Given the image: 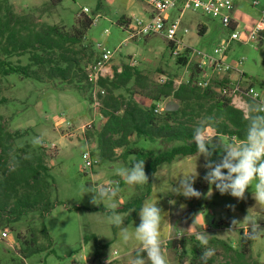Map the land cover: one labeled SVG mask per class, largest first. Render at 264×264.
Wrapping results in <instances>:
<instances>
[{
	"label": "rangeland",
	"instance_id": "1",
	"mask_svg": "<svg viewBox=\"0 0 264 264\" xmlns=\"http://www.w3.org/2000/svg\"><path fill=\"white\" fill-rule=\"evenodd\" d=\"M253 1H258L259 6L253 7ZM9 2L18 14L28 15L37 23L57 25L65 31H70L82 14L93 17L95 24L87 32L82 44L88 55L86 73L89 65L99 57L98 47L105 46L112 53L108 72L113 73L115 68L129 64L149 80L150 89L145 95L138 93L133 96L143 106L145 103H153L151 97L157 96L159 88L168 80H173L176 87L187 82L200 61V58L191 56L186 66L177 64L175 54L161 36L139 41L129 40V33L117 25V22L121 17L131 20L145 17L146 6L142 0H63L61 5L51 10L47 8V0ZM84 9H88V12ZM262 10L264 0L239 1L236 17L240 20V32L243 36L253 29ZM201 26L207 29L203 36L199 34ZM183 27L188 30L186 34L181 33L186 45L243 73L244 90L248 85H253L260 95L259 101H264V44L257 46L233 42L224 53L222 43L229 38L231 32L218 20L198 12L186 13ZM9 61L27 65L29 57H11ZM207 63L208 60L205 59L204 65L207 66ZM241 73L233 70L229 75L236 81L241 78ZM217 76L213 75L214 79L219 80ZM43 81L36 82L13 74L2 78L0 82L1 99L5 100L0 105V117L10 132L22 134L17 148L28 145L31 151L38 152L43 147L42 152L46 155V163L51 169L54 183L53 200L57 201L55 208L46 217L31 213L16 224L13 230L11 227L7 228L10 232L8 240H0V264H107L108 260L109 264H130L140 248V242L133 238L125 243L120 237V228L108 221L110 213L106 210L115 204L116 212L124 220L122 227H127L134 236L135 227L140 223L139 212L136 208L126 213L119 210L141 198L144 199L143 204H157L163 211L160 239L169 264H189L193 250L199 243L196 239L199 232L206 231L211 235L209 240H224L237 250L240 230L252 237V262L264 264V233L254 236L249 222L243 220L248 215L264 229V205L256 203L252 195L255 181L247 190L245 200H237L228 194L221 195L215 185L203 179L207 173L204 167L206 160L198 154L161 166L154 176L153 188L148 195L147 183L129 186L115 174L116 168L130 167L136 162V156L128 155L125 160L121 159L123 150L119 149L116 160L100 162L96 133L106 120L101 117L94 101L99 89L90 90L83 85H70L61 80ZM118 93L129 96L126 90ZM91 97L93 101L90 100ZM247 98L249 97L242 93L240 101L234 105L245 110ZM170 103L178 105V102L166 97H162L159 102L165 107ZM212 134L208 129L207 135ZM34 137H42L43 144L33 146L31 141ZM221 140L227 143L225 139ZM134 141V150H151L155 155L163 151V147L158 144L136 139ZM87 152L98 161L92 170H84L87 164L84 154ZM195 172L198 175L194 188L201 196L186 198L175 194L173 189L179 186L182 176ZM108 186H118V194L111 200L98 199L97 205L93 204L92 194L86 191ZM194 198L202 199V207L195 216L189 206ZM233 219L240 221L234 227ZM43 224L49 233L51 247L48 240L39 235L38 244L33 249L42 251L26 259L23 252L28 248L27 243H30L33 233L39 234ZM180 232L184 233L182 237L178 236ZM184 238L189 240L187 250H171L167 247L169 241ZM223 256V251H215L212 256L214 264H222Z\"/></svg>",
	"mask_w": 264,
	"mask_h": 264
},
{
	"label": "trees",
	"instance_id": "2",
	"mask_svg": "<svg viewBox=\"0 0 264 264\" xmlns=\"http://www.w3.org/2000/svg\"><path fill=\"white\" fill-rule=\"evenodd\" d=\"M48 10L57 8L63 0H47ZM132 20L121 17L117 22L120 27H127ZM94 25L93 17L82 14L70 31L57 25L37 23L28 15H20L9 0H0V82L10 75L30 79L36 82L61 80L68 84H80L92 90L95 88L88 78L85 68L88 61L87 49L82 47L87 32ZM207 29L199 27V34L205 35ZM169 47L171 48V44ZM189 50L184 55L176 56L177 64H188ZM4 58H2V56ZM29 57L27 65L14 64L11 57ZM114 69L112 78H100L96 96L100 104V115L106 120L97 136V152L100 162H113L118 158L117 150H123L121 159L128 155L136 156V160H145V171L149 176L147 194L153 188L154 176L164 164H172L180 158H192L198 155L194 142V130L212 118L211 126L215 137L225 139L227 143L237 142L245 138L247 121L243 118L244 110L237 108L232 99L223 95L220 88L225 82L213 79L210 85L202 88L196 84L199 70L195 68L187 82L175 86L168 80L158 90V95L151 97V106L146 107L134 99L135 94H144L150 89L149 80L135 67L123 64L121 72ZM245 76V75H244ZM131 86V87H130ZM253 85H248V88ZM126 90L129 96L118 93ZM0 105L5 102L1 99ZM162 97L172 98L178 102L177 111L156 112L157 103ZM93 101L92 97L90 99ZM256 102L247 98V103ZM91 136V134H89ZM22 138L20 132H10L0 117V229L13 230L31 213H39L42 217L49 215L57 201L53 200V180L51 169L46 163L43 147L40 151H31L30 146L17 148ZM136 140L158 144L163 151L155 155L151 150H134ZM220 149L214 153L212 160H218ZM227 155V153H225ZM14 169V170H13ZM227 170H225L226 172ZM144 199H137L125 205L121 213L132 208L139 212ZM202 199L189 202L192 215L195 216L202 207ZM104 210V208H101ZM99 210V209H97ZM39 235L51 240L46 226L43 224L39 234L33 233L25 258L41 252L34 250ZM189 240H172L167 243L171 250H187ZM208 247L224 253L222 264H259L252 262V237L240 230L239 248L236 250L226 241L212 238ZM203 248L198 243L193 250L189 264H202ZM207 264H214L213 257Z\"/></svg>",
	"mask_w": 264,
	"mask_h": 264
},
{
	"label": "clouds",
	"instance_id": "3",
	"mask_svg": "<svg viewBox=\"0 0 264 264\" xmlns=\"http://www.w3.org/2000/svg\"><path fill=\"white\" fill-rule=\"evenodd\" d=\"M243 118L247 121L245 138L239 143H224L219 137L206 134L207 127L211 126L212 118L200 124L194 130V142L197 145L199 156L205 157L204 167L207 169L203 179L209 184L215 185L221 195H231L237 200H245L247 190L253 186V198L256 203L264 205V101H257L247 104ZM33 146L42 145V137H34L31 141ZM220 149L217 163L212 160L214 153ZM227 153V155H225ZM14 170V169H13ZM225 170H227L225 172ZM115 174L120 176L129 186L143 185L149 182V176L145 171V160L134 162L130 167H119L115 169ZM198 173L182 176L179 186L174 187L173 192L183 195L186 198H199L201 193L194 188ZM119 192V187L90 188L86 193L92 194L91 202L97 205V200H111ZM211 195V192H209ZM229 207H233L229 205ZM108 221L120 228V237L127 243L131 239L140 242L137 254L130 261V264H169L162 249L160 239V224L163 211L157 204L145 202L140 210L139 226L135 227L134 236L127 227H122L123 217L116 212V205L112 204L106 210ZM243 220H247L251 226V233L254 236L264 233L256 220L246 215ZM240 221L233 219L234 227ZM183 232L178 234L179 237ZM209 235L206 231L196 234V239L203 248L201 254L202 264H207L208 260L215 254L213 248L208 247ZM146 253V256L144 255ZM109 264V260L107 261Z\"/></svg>",
	"mask_w": 264,
	"mask_h": 264
},
{
	"label": "built area",
	"instance_id": "4",
	"mask_svg": "<svg viewBox=\"0 0 264 264\" xmlns=\"http://www.w3.org/2000/svg\"><path fill=\"white\" fill-rule=\"evenodd\" d=\"M146 6V14L143 18L134 19L123 30L129 33L130 41H139L152 36H161L171 46V52L178 55H184L186 50L188 63L189 58H200L196 64V69L199 70L196 84L202 88L210 85L214 79L213 75H218L220 81L225 82L224 86L220 88L223 95L232 99L233 105L239 102V96L245 93L250 99L259 101L260 95L254 87L244 88L243 78L244 74L230 65H225L221 60L211 59L204 56L202 52L195 51L190 46L183 42L181 33H187L188 30L183 27V18L186 13H201L204 16H209L214 20H218L220 24L231 32V35L226 41L222 43V50L224 53L229 50L233 42H243L244 44H264V10L261 11V16L245 36L240 32V20L236 17L237 6L240 0H142ZM259 2L253 1V7H258ZM88 12V9H84ZM95 24V23H94ZM108 32V30L106 31ZM99 57L96 61L89 65L88 78L89 81L98 88V81L100 78H112L113 73L108 72V64L112 59V53L105 46L98 47ZM207 59V66L204 65V60ZM242 62L240 61V64ZM235 70L241 73V78L234 81L229 75ZM225 74V76H222ZM100 90V89H99ZM98 90V91H99ZM96 106L99 108L100 104L97 97L94 99ZM238 108V107H237ZM100 109V108H99ZM165 110V106L157 104L156 112L160 113ZM245 111V110H244ZM102 117V116H101ZM87 164L84 170H92L98 161L87 152L84 154ZM8 229H0V240L7 241L9 236Z\"/></svg>",
	"mask_w": 264,
	"mask_h": 264
},
{
	"label": "water",
	"instance_id": "5",
	"mask_svg": "<svg viewBox=\"0 0 264 264\" xmlns=\"http://www.w3.org/2000/svg\"><path fill=\"white\" fill-rule=\"evenodd\" d=\"M179 109V105L175 104V103H170L168 105H166L165 107V111H177Z\"/></svg>",
	"mask_w": 264,
	"mask_h": 264
},
{
	"label": "crops",
	"instance_id": "6",
	"mask_svg": "<svg viewBox=\"0 0 264 264\" xmlns=\"http://www.w3.org/2000/svg\"><path fill=\"white\" fill-rule=\"evenodd\" d=\"M126 18H127V17H126ZM128 19H129V18H128ZM134 19H136V18H134ZM132 21H133V20H132ZM205 28H206V27H205ZM148 38H149V37H148ZM146 39H147V38H146ZM118 70H119V72H121V68H119ZM113 73H114V72H113ZM158 104H159V103H158ZM144 105H145L146 107H149V106H151L152 104H147V103H145ZM210 130H211V132L213 133L212 136H215V132H214L212 129H210Z\"/></svg>",
	"mask_w": 264,
	"mask_h": 264
}]
</instances>
